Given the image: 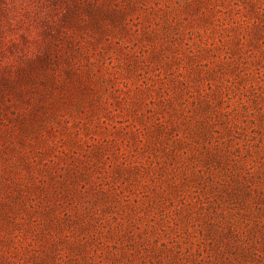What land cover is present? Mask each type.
<instances>
[{
    "label": "rangeland",
    "instance_id": "rangeland-1",
    "mask_svg": "<svg viewBox=\"0 0 264 264\" xmlns=\"http://www.w3.org/2000/svg\"><path fill=\"white\" fill-rule=\"evenodd\" d=\"M249 5L0 0V264L216 262L202 236L228 219L237 264H264V12Z\"/></svg>",
    "mask_w": 264,
    "mask_h": 264
},
{
    "label": "trees",
    "instance_id": "trees-1",
    "mask_svg": "<svg viewBox=\"0 0 264 264\" xmlns=\"http://www.w3.org/2000/svg\"><path fill=\"white\" fill-rule=\"evenodd\" d=\"M250 5L249 7L251 9H255L257 12H261L260 14L262 15L264 12V8L262 7H255L256 6V0H249ZM245 20H240L239 21V26H242ZM264 35V33H263ZM261 37V34H260ZM259 39V35H258ZM189 53H191V50H189ZM189 60H192V57L189 55L187 56ZM225 59H229V57H225ZM196 71L200 70L201 67H204V64H196ZM191 99L192 96H189L188 99ZM182 104V103H181ZM183 105V104H182ZM181 111H184V108L182 107ZM225 117V115L223 116ZM228 117V116H227ZM226 119V117H225ZM226 123L228 122V119L225 120ZM232 128V126H230ZM195 134L199 137V139L204 142L205 141V159L207 161H212L213 163H220L221 159L225 158V146L219 145L217 141H214V144H211L209 139L211 138V135L213 133H216L215 130H211V128L204 127L202 125H195ZM216 159V160H215ZM235 159H233L234 161ZM252 166H248L246 168V172L249 173L252 170ZM201 171V170H200ZM199 173V172H198ZM239 175V174H238ZM226 213L225 215L219 214L218 216H221V218H226ZM220 221L216 220H211L210 222V228L207 231V234L205 236H202L203 239H206L209 241L210 246L213 247L215 252L218 251V257H220V260H217L216 262H210V260H204L203 258H199L198 260L194 261L192 264H237L239 263L238 256L242 255L244 256L245 249L247 247V244L244 243V238H240V235L243 233L238 230V225L237 221H234L233 219H228L227 225L228 228L223 229L222 226L220 225ZM254 225L259 226V222H255L254 220ZM214 233V235H213ZM239 236V237H238ZM161 246H164L161 244ZM225 247V248H222ZM239 250V252H237ZM255 254V253H254ZM200 257V256H198ZM184 253H181V251H177L172 258H169L167 262L169 264H188L187 261L185 260ZM215 260L217 259L216 256L214 258Z\"/></svg>",
    "mask_w": 264,
    "mask_h": 264
}]
</instances>
